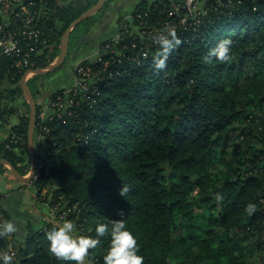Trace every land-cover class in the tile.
Wrapping results in <instances>:
<instances>
[{"label": "trees", "instance_id": "16d2710c", "mask_svg": "<svg viewBox=\"0 0 264 264\" xmlns=\"http://www.w3.org/2000/svg\"><path fill=\"white\" fill-rule=\"evenodd\" d=\"M60 1H45L40 26L54 45L37 58L35 69L56 58L57 44L68 25L98 0H87L79 9ZM201 8L204 12L198 17L189 15L177 0H143L133 8L129 31L121 43L111 53L102 51L107 63L92 65L95 79L90 91L73 96L70 114L47 122L44 156L49 164L43 161L32 182L37 196L54 188L51 202L65 199L77 222L93 227L92 236L97 224L123 220L137 239L143 264H213L223 253L215 255L208 249L211 227L235 232L236 242L231 247L232 239H228L224 252L239 250L245 240H250L247 247L258 240L264 250V236L257 233L264 232V90L247 88L253 85V77L241 85L240 92L233 82L237 99L247 91L253 93L248 101L236 100L226 90L232 72L239 74L245 66L246 72L264 71V61L258 62L264 53V0H205ZM144 13V24H140L135 17ZM95 14L70 32L68 45H75L87 33ZM167 20L172 21L168 32L174 30L180 44L168 54L165 67L156 69L161 45L149 43L141 32L144 27L167 29ZM196 20L198 25L193 24ZM225 38L232 41V60L208 59L209 50ZM141 51L148 56L138 64L135 57ZM7 67L0 65V77L15 84L8 91L13 98L22 92L24 73L12 78L15 72H6ZM27 85L31 88L28 81ZM250 103L256 109L244 113L241 108ZM6 112L11 111L2 107V114ZM38 115L36 107L35 131ZM255 117L257 129L237 124ZM27 126L28 117L22 116L13 133L22 135L25 143L10 144L3 154L21 175L29 167ZM240 144L247 145V150L237 167L230 169L227 149ZM215 160L224 167L210 186ZM192 187L197 192L189 197ZM120 188H127L123 196ZM216 193L222 199L217 200ZM249 202L257 206L251 215L244 210ZM202 203L213 210L204 229L193 217L194 207ZM53 228L47 223L31 231L25 248L17 251L16 264H75L49 252L46 233ZM101 240L100 246L89 250L91 264H104L109 237ZM4 244L0 237V246ZM192 245L202 249L193 255Z\"/></svg>", "mask_w": 264, "mask_h": 264}, {"label": "rangeland", "instance_id": "374dc122", "mask_svg": "<svg viewBox=\"0 0 264 264\" xmlns=\"http://www.w3.org/2000/svg\"><path fill=\"white\" fill-rule=\"evenodd\" d=\"M122 1L125 2L126 8L128 6L132 7L135 2H138V0H122ZM66 3L67 4H65V6L71 5L75 9H79L87 3V0H68V2H66ZM204 4H205V0H203V1L201 0L199 7L204 6ZM112 14H113V10L109 8L108 2H105L103 7L95 14L94 21L90 25V28L87 31V33L82 35V36H89V37L91 36V37L88 38L82 44L81 49L77 53H74V49H75L77 43L75 45H73V44L68 45V50H67V54L65 56L64 61L53 72L48 73L46 75H36V74L32 73L31 75H29V77L26 78L28 81V84L31 87L29 89L32 93V97L34 99L35 106L38 107V110L40 113L45 112L46 115H48V113L52 112V110L49 109L48 106H49V104L55 103L54 96H56L57 94H59L62 97V100H61L62 105L65 106V105L69 104L70 98L73 97V95L70 93L69 90L75 84L74 68L79 63V59L82 57L84 52L87 49H89V47L92 46L94 43L97 44L96 39L102 38V40H105L107 38V36H104V38H103V36L96 35V32L103 31L104 29H106L108 27L109 22L111 21V18H112ZM57 27L59 28L60 25L58 24ZM115 35H116V33H115ZM105 41H107V40H105ZM103 42L98 43V48L102 45ZM53 45L51 44V46H49L45 51L49 52L50 49H52ZM57 45H58V54H57L56 58L48 66L52 65L56 61L57 57L59 56V54L61 52L62 38L60 39V41L58 42ZM261 55L262 56L258 57V58L261 57L260 60H258V62L264 61V53ZM94 56H95V54L93 55V57L91 59H93ZM250 65H252V64H250ZM48 66H46V67H48ZM245 69H246V66H245V68H243L240 71L239 74H236V73H238V71H234L230 74V79L227 78V79H229L230 82L227 85L226 90L228 92L230 91V93H232V95L236 97V98L235 97L234 98L236 100L240 99L241 102L242 101H244V102L248 101L249 99L254 97V95L252 92L247 91V94L245 96H243L241 98L239 96L237 99L236 86H233V82H236L238 84L239 92H240L241 85L249 83L250 82L249 78L253 77V79H254L253 85H249V86H247V88L252 89L255 92H258L260 90H262V91L264 90V88H263L264 87V71H262L260 68V69H257L255 71L249 70L248 72H246ZM247 88H246V90H247ZM12 102H13L12 103L13 106H9L10 108L8 109L11 111V114H13L11 122L17 124V122L19 120H18L16 115H19V114H21L22 116H27L28 120H29L30 108H29L28 100L25 98V94L23 92V89H22L21 94H19V96L17 98L13 99ZM239 105H242V103H239ZM262 106L264 109V102H262L261 107ZM48 109L50 110L49 112H48ZM241 109L244 113H246L247 111L255 110L256 107H254L250 103L249 105H247ZM258 112H260V111H257L256 113H258ZM6 113H8V112H6ZM6 113L4 115L2 114L0 124H3V121L5 122ZM258 122H259L258 118L255 117L249 123L246 120L243 121V119H240L239 122H237V124H241L242 126L247 125L248 127H254L255 129H257L256 126H257ZM12 134L16 135V133H12ZM238 134H239V131H236L235 135H238ZM9 138H10V136L6 139L7 140L6 143L4 142V144L1 146L0 153L4 154V150H5L6 144L9 141ZM246 150H247V145H245V144H240L237 147H233V146L228 147L226 166L229 167L230 169L237 167L238 161L240 160V157L243 155V152ZM27 155H28V147H27V152L25 153V156L27 157ZM44 155L45 154L43 153V155H41L40 157L42 158L43 161H45V164L48 165L49 160L47 158H45ZM216 157H218V155H216ZM28 165L30 167L29 157H28ZM223 165L224 164L219 163L217 160H215L213 162V169H210V172H209L210 173V177H209L210 186L213 183L216 184V180H215L216 176L215 175L224 167ZM25 175H28V172ZM30 183H31V180H30ZM53 189L54 188H47V189L43 190L42 193H40V196H38V199L41 202L42 201L43 202H49L48 203L49 205L54 206V211H52V214H51L52 220L49 222L50 226L51 227H57L65 219H70L77 226V233H76L77 235L92 236V235H90V232L93 230V227L88 226V225L84 226L82 223H78L77 217L72 216L73 210L67 208V201L65 199L60 197L59 199L54 200V201H56V203H54V204L52 203L53 202V200H52ZM196 192H197V187L190 188L189 194H188L189 197L195 196ZM261 198H264V195L261 196ZM201 205H202L201 207H199V206L194 207L193 217L195 218L194 220L199 225L200 229H204V227H206L208 224L206 219L209 218V215L211 213L213 214V210H211L212 212L209 211L205 203H202ZM28 207L32 208V206L30 204L28 205ZM73 209H75V206L73 207ZM62 210H65V211H63L64 213L62 212ZM5 215H6V217H8L6 213H5ZM8 220H9V217H8ZM179 233H180L179 231L176 232L177 237H178ZM200 233H201V230H200ZM210 233L211 234L209 235V237H207V244L209 245L208 249H210V250L213 249L215 255L218 254L221 250L223 253V256H221L220 258H214L212 260L213 264H261L262 263V259L264 256V250H262L261 245H257L258 240L255 241L250 247H247L250 240H248V241L245 240L240 244L239 250L232 249L229 252H224L223 247L226 245L228 239H232V243L230 244V246L232 244H234V242H236L237 237L234 235L235 232L230 231L227 233L224 229L218 230L217 227H211ZM257 233L261 237H262V235L264 236V232L263 233L257 232ZM258 235L254 236L253 239H255L256 237L258 238ZM241 236L242 235H240V237ZM191 242H192V240H191ZM218 247H220L221 249L217 250ZM231 247H233V246H231ZM199 248H201V247L192 245L190 251H191V253H193V255H196L198 253ZM86 259H87V264H91L90 259H88V258H86Z\"/></svg>", "mask_w": 264, "mask_h": 264}, {"label": "built area", "instance_id": "2783aa9c", "mask_svg": "<svg viewBox=\"0 0 264 264\" xmlns=\"http://www.w3.org/2000/svg\"><path fill=\"white\" fill-rule=\"evenodd\" d=\"M45 1L47 0H0V65L2 63L8 64L6 72L14 71V78L16 75L23 76L35 69L36 60L42 56L45 50L51 46L48 38L44 37V32L40 26V17L44 11ZM179 6L189 14L196 17L200 16L204 11L199 7L200 0H177ZM174 12H169L167 16H171ZM146 13L137 14L136 19L140 24H144ZM184 18L181 22H184ZM132 22L131 13L121 17L118 25L116 35L104 42L96 51L93 59H87V64L83 61L79 62L74 68L75 84L69 90L73 96L82 92H88L93 86L95 73L93 64L98 62L106 64L102 60V51L111 53L117 47L125 34L129 31V24ZM199 21L193 24L198 25ZM167 29H156L151 27H144L141 32V37L145 36L146 40L153 45H158L157 38L168 37V30L172 27V21L164 22ZM131 48H135V44H131ZM147 51L138 52L135 60L139 64L147 58ZM86 61V60H84ZM32 73L26 76L29 77ZM55 103L49 104L48 108L52 110L51 114L46 115L45 112H39L37 127L38 138H45L44 133H47L49 128L47 122L53 121L55 118H61L65 112L70 114L69 107L74 103L73 97L70 98L69 104L62 105V97L57 94L54 96ZM71 102V103H70ZM2 118V107L0 106V123ZM25 139L22 135H10L6 148L10 149V144L23 145ZM35 174L31 179V183L38 177V169L42 167L43 160L39 156L36 159ZM2 195L0 194V222L8 220L4 210L1 208ZM65 210H62V212ZM64 213V212H63ZM15 258V252L10 251Z\"/></svg>", "mask_w": 264, "mask_h": 264}, {"label": "clouds", "instance_id": "9594fccd", "mask_svg": "<svg viewBox=\"0 0 264 264\" xmlns=\"http://www.w3.org/2000/svg\"><path fill=\"white\" fill-rule=\"evenodd\" d=\"M167 36L157 38L161 45V58L155 60V68L163 69L168 54L180 44L175 31ZM232 41L229 38L221 40L216 47L209 50L208 59H215L225 63L232 60ZM127 188H120V194ZM217 200L222 199L216 193ZM256 204L247 203L245 212L251 215L256 210ZM17 231L16 225L11 220L0 222V237H7ZM95 236L77 235V226L70 220L65 219L57 227L46 233L48 250L59 260L74 261L75 264H87L90 249H96L101 245L102 237H109L108 249L103 256L104 264H143L144 257L139 254V246L136 237L127 228L123 220L113 219L109 223H99L95 226ZM0 264H13V254L8 250H0Z\"/></svg>", "mask_w": 264, "mask_h": 264}, {"label": "crops", "instance_id": "0c3cea01", "mask_svg": "<svg viewBox=\"0 0 264 264\" xmlns=\"http://www.w3.org/2000/svg\"><path fill=\"white\" fill-rule=\"evenodd\" d=\"M109 4V8L113 10L111 21L106 29L103 31L96 32V35L107 36L105 40H110L114 37L115 33L118 31V25L121 17L131 13L133 8L141 1L135 2L132 7H125V2L122 0H106ZM154 1V0H146ZM203 1V0H202ZM68 0H62L59 3L63 6L67 4ZM91 37V36H90ZM89 37V38H90ZM105 40L96 39L97 44L94 43L87 49L79 62L87 59H91L98 49V43ZM27 81V80H26ZM15 84L11 83L5 76L0 77V106L4 108H10L13 106V99L17 98L8 95V91L13 89ZM50 110L48 109V112ZM51 114V113H49ZM18 120L22 117L21 114L16 115ZM15 116V117H16ZM13 114L11 112L6 113L5 122L0 124V148L6 143V139L13 133V127L19 124V121L12 123L11 119ZM33 148H34V159L43 155L45 150V138H38L37 131L34 129L33 135ZM18 154L19 150L15 149ZM29 155V154H28ZM29 157V156H28ZM0 159H3V153H0ZM30 161V157H29ZM23 165V164H19ZM31 168H28V173ZM3 189V190H2ZM0 194L2 195L1 208L5 211L9 220H11L17 227V231L10 236L3 237L4 246H0V250H8L15 252V258H13V264H16L17 251L26 246L28 236L31 231H38L45 228L46 224L49 223L51 219L52 211H54V206L49 205V202H41L38 199L37 191L33 187L30 181L24 182L16 179L7 165H0ZM32 208H29L28 205Z\"/></svg>", "mask_w": 264, "mask_h": 264}, {"label": "water", "instance_id": "95a60500", "mask_svg": "<svg viewBox=\"0 0 264 264\" xmlns=\"http://www.w3.org/2000/svg\"><path fill=\"white\" fill-rule=\"evenodd\" d=\"M106 0H98L94 5L89 7L87 10H85L83 13H81L78 17H76L66 28V30L63 33L62 36V48L59 56L57 57L56 61L44 68H36L32 71H28L20 80V85L23 89V92L25 94V98L28 100L29 108H30V114H29V120H28V126H27V147H28V154L31 161V168L28 173V175H21L13 166L12 164L7 161L6 159H0V165L4 164L7 165L11 172L13 173L14 177L20 181L28 182L30 181L34 174H35V166L36 162L34 159V148H33V135H34V129H35V123H36V106L34 103V99L32 97V93L27 85V79L26 76L30 73L36 74V75H46L52 71H54L65 59V56L67 54L68 50V36L70 32L83 20L90 18L95 13H97L105 4ZM89 38V36H81L79 41L77 42V45L74 49V53H77L80 49L82 44Z\"/></svg>", "mask_w": 264, "mask_h": 264}]
</instances>
